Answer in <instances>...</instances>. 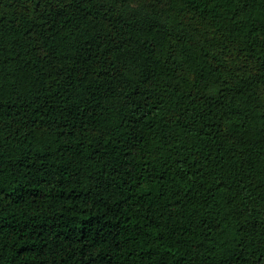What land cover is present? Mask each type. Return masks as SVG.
Returning <instances> with one entry per match:
<instances>
[{
	"label": "trees",
	"instance_id": "trees-1",
	"mask_svg": "<svg viewBox=\"0 0 264 264\" xmlns=\"http://www.w3.org/2000/svg\"><path fill=\"white\" fill-rule=\"evenodd\" d=\"M0 264H264V0H0Z\"/></svg>",
	"mask_w": 264,
	"mask_h": 264
}]
</instances>
